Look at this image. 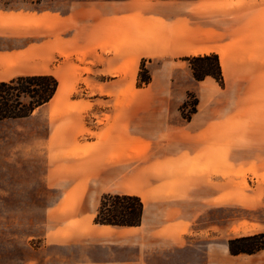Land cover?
Wrapping results in <instances>:
<instances>
[{
  "label": "crops",
  "instance_id": "crops-1",
  "mask_svg": "<svg viewBox=\"0 0 264 264\" xmlns=\"http://www.w3.org/2000/svg\"><path fill=\"white\" fill-rule=\"evenodd\" d=\"M139 2L135 5V0H126L119 5L115 0L109 4V27L114 28V33L105 59L112 67L128 59L136 38L149 44L133 53L139 59L147 53L167 56V63L156 71L149 86L139 88H153L160 101L147 99L114 107L108 123L90 139H80V143L92 144L93 148L90 156L82 158L88 166L92 160L93 166L81 179L87 183L92 179L95 187L105 193L139 196L143 202L142 221L138 226L96 224L97 210L88 207L85 197L45 202L50 206L46 211V244L63 249L75 238L83 242L90 238L108 252L104 258L89 260L86 256L73 264H152L148 255H154L159 264H183L180 253H196L197 257L198 235H209V224L198 227L199 215L209 204L230 202L228 194L232 190L237 192V203L247 205L248 201H241L240 196L264 186V0H157L158 22L152 34L148 31L152 24L144 21L150 1ZM119 9L127 16L137 9L136 13L144 12L135 26L126 21L125 28L132 31L127 35L132 38L121 45L114 40ZM52 30L54 25L48 22L34 29L32 34L43 41L31 43L29 53L23 51L20 42L12 49H0V81L52 74ZM6 31L5 26H0V36L4 37ZM20 32L15 29L13 36L21 38ZM122 45L126 57H119L114 50ZM97 52L101 54L100 49ZM210 53L219 56L224 85L210 76L198 81L191 70L185 73L184 81L173 82L180 73L176 74L175 65L168 62ZM188 91L195 92L198 98L197 111L189 120L180 111ZM82 136L87 138L86 131ZM135 143L143 148L139 168H135L134 155L130 154ZM135 173L139 185L134 186ZM4 194L8 198L6 205L21 207L20 193L17 197L16 193L13 197L11 192ZM71 205L74 208L66 211L64 207ZM74 216L84 219L86 230L59 229ZM262 231L258 228L248 234ZM20 238L14 233L13 244H19ZM135 241L141 250V261L116 254L133 253ZM112 249H116L114 254ZM205 252L204 262L197 259L184 264H256L252 258L255 254L225 255L219 262L209 261V245ZM14 257L13 264H21V255ZM55 258L47 257L44 264H71L68 254H62L61 261Z\"/></svg>",
  "mask_w": 264,
  "mask_h": 264
},
{
  "label": "rangeland",
  "instance_id": "rangeland-1",
  "mask_svg": "<svg viewBox=\"0 0 264 264\" xmlns=\"http://www.w3.org/2000/svg\"><path fill=\"white\" fill-rule=\"evenodd\" d=\"M113 1L115 0H0V26L12 31H6L4 37L0 36V49H12L20 42L23 51L29 53L28 46L42 40V37L32 34L34 29L46 22L54 25L51 39L55 49L51 72L59 82L58 91L50 104L27 118L0 121V264H13L15 255H21V261L18 262L21 264H44L49 256L61 261L62 254H68L70 263L73 264L72 262L86 256L90 260L104 258L108 254L105 247L94 242L95 239L89 238L91 242H83L75 238L66 245L67 248L62 249L46 244L44 235L49 229L46 211L50 208L45 202H56L60 197L72 201L85 197L88 199V207L96 211L105 194L95 187L92 179L89 183L81 179V175H86L83 173L92 169V160L88 166L82 158L90 156L93 148L92 144L80 143V139H90L99 128L108 123L114 107L129 102L140 103L147 99L152 102L160 101L153 88H139L149 86L156 71L167 63V56L147 53L146 57L139 59V55L133 53L149 44H142L144 39L141 41L136 38L133 41V52L127 54L128 59L118 62L115 67L110 66L105 59L110 53V38L114 33V28L111 30L109 27V4ZM117 1L120 5L126 0ZM139 1L141 0H135V5ZM149 1L144 21L148 25L152 24L148 29L149 34H152L158 22V6L157 0ZM99 6H102L101 11ZM137 10L127 16L119 9V26L114 37L118 44L126 43L132 38L127 35L132 31L125 28L126 21L129 20L134 26L137 21L141 22L144 12L136 13ZM15 29L21 31V38L13 36ZM117 47L114 50L119 57H126L125 47ZM97 49L101 50V54ZM185 57L175 58V63L168 62L175 65L176 74L180 73L173 77L175 83L180 79L184 81L185 73L191 70ZM143 66L148 71L149 83L140 80ZM120 75H124V78L121 79ZM117 78L119 79L115 80ZM194 95L196 96L195 92L188 91L180 105L184 119L191 114L195 103ZM85 131L87 138H80ZM142 150L141 144L135 143L130 152L134 155L135 168L141 165ZM138 177L135 173L134 186L139 185ZM14 184L16 190L13 188ZM9 192L12 197L13 193H16V197L20 193L21 207L6 205L8 198L4 193ZM236 193L230 190V202L222 205L209 204L199 215L198 227L209 224V235H198L197 257L196 253H180L179 258L183 264L197 259L199 263L204 262L205 247L208 245L209 261L213 259L220 262L225 255H232L228 248L229 239L251 235L248 233L258 228L264 230V186L263 189L247 191L245 196H240L241 201H248L247 205L237 203L238 196H234ZM64 208L70 211L74 207L71 205ZM61 228L86 230L87 224L83 218L74 216L67 219L59 227ZM14 233L21 236V242L16 245L13 244ZM14 246H19L20 252ZM138 247L135 241L133 253L119 254L117 251L116 254L122 257L133 256L136 262L141 261L142 254ZM263 250L252 256L256 259V264H264ZM111 252L114 254L116 249ZM247 255L251 254L242 256L248 257ZM148 257L151 258L148 260L150 263L159 264L154 255ZM230 262L232 263L231 260Z\"/></svg>",
  "mask_w": 264,
  "mask_h": 264
},
{
  "label": "trees",
  "instance_id": "trees-1",
  "mask_svg": "<svg viewBox=\"0 0 264 264\" xmlns=\"http://www.w3.org/2000/svg\"><path fill=\"white\" fill-rule=\"evenodd\" d=\"M193 77L200 81L212 77L224 85L219 56L216 53L186 56ZM146 67L141 68L140 80L149 83ZM146 75V76H145ZM59 88L57 78L52 74L21 75L8 81H0V121L23 119L31 116L55 96ZM190 96V93H188ZM191 114L197 111L198 98ZM186 102L183 104L185 106ZM143 216V202L134 194L105 193L94 218L96 224L116 226H138ZM232 255L255 254L264 249V233L234 237L228 241Z\"/></svg>",
  "mask_w": 264,
  "mask_h": 264
}]
</instances>
